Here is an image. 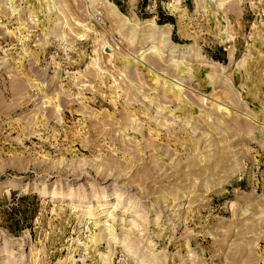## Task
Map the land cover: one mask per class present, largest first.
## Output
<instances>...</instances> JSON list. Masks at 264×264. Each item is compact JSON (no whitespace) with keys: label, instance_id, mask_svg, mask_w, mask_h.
Returning a JSON list of instances; mask_svg holds the SVG:
<instances>
[{"label":"rangeland","instance_id":"obj_1","mask_svg":"<svg viewBox=\"0 0 264 264\" xmlns=\"http://www.w3.org/2000/svg\"><path fill=\"white\" fill-rule=\"evenodd\" d=\"M142 259L264 264V0H0V264Z\"/></svg>","mask_w":264,"mask_h":264},{"label":"bare ground","instance_id":"obj_2","mask_svg":"<svg viewBox=\"0 0 264 264\" xmlns=\"http://www.w3.org/2000/svg\"><path fill=\"white\" fill-rule=\"evenodd\" d=\"M98 207H103V205L101 204ZM99 209H101V208H99ZM88 212H90V211H88ZM159 216L160 215L155 216L156 219L154 221L157 222V220L160 219ZM109 217L111 218L112 214H110ZM99 224L100 223H98L97 225H99ZM133 227H137V229H138V226H136V224ZM114 231L115 230H113V227L111 225L101 226V227L98 228V233L92 236L91 242H93L95 244H98V243H100L102 241H105L108 244L110 250L112 249V244H120L125 249V251L128 254H130L132 256H135V251H136L135 247L137 246V244L134 241V239H132V237L131 238L129 237V232L130 231L124 232L123 234L120 235L121 237L117 235L118 233L115 234ZM106 259H107V257H106ZM104 264H111V261L105 260ZM139 264H146V263H144V261L142 259V260L139 261Z\"/></svg>","mask_w":264,"mask_h":264}]
</instances>
